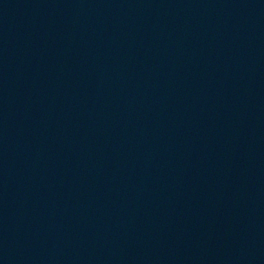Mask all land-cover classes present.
Returning a JSON list of instances; mask_svg holds the SVG:
<instances>
[{"label": "water", "instance_id": "95a60500", "mask_svg": "<svg viewBox=\"0 0 264 264\" xmlns=\"http://www.w3.org/2000/svg\"><path fill=\"white\" fill-rule=\"evenodd\" d=\"M0 264H264V0H0Z\"/></svg>", "mask_w": 264, "mask_h": 264}]
</instances>
